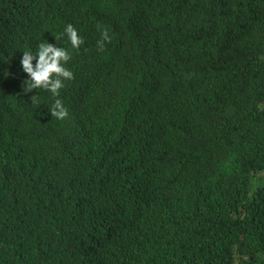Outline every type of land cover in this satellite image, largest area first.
<instances>
[{"label": "trees", "instance_id": "trees-1", "mask_svg": "<svg viewBox=\"0 0 264 264\" xmlns=\"http://www.w3.org/2000/svg\"><path fill=\"white\" fill-rule=\"evenodd\" d=\"M0 264H264V0H0Z\"/></svg>", "mask_w": 264, "mask_h": 264}, {"label": "clouds", "instance_id": "clouds-1", "mask_svg": "<svg viewBox=\"0 0 264 264\" xmlns=\"http://www.w3.org/2000/svg\"><path fill=\"white\" fill-rule=\"evenodd\" d=\"M65 33L73 48L78 49L83 44V40L71 24L66 27ZM103 38L105 40L109 39L106 33ZM100 48L101 50L103 48L102 42ZM69 59L70 55L66 49L54 47L48 43L39 44L35 55L28 51L23 52L21 64L23 71L30 77L29 80L23 82L24 92L28 93L33 89H43L51 92L53 97H58L60 90L64 87V80L73 79V73L63 66ZM33 60H36L35 66L32 63ZM31 100L35 103L37 97L33 96ZM50 113L52 117L60 120L68 116V111L60 99L55 100Z\"/></svg>", "mask_w": 264, "mask_h": 264}]
</instances>
